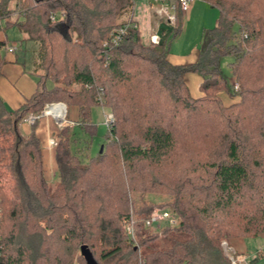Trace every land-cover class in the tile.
<instances>
[{
  "label": "trees",
  "instance_id": "trees-1",
  "mask_svg": "<svg viewBox=\"0 0 264 264\" xmlns=\"http://www.w3.org/2000/svg\"><path fill=\"white\" fill-rule=\"evenodd\" d=\"M137 1L0 0V31L17 26L23 42L40 44L45 80L16 111L0 97V166L12 181L9 192L0 184V264H77L75 247L89 264L83 245L94 264H232L224 241L264 234V0H199L219 16L187 65L170 63L167 44L183 28L180 0H167L176 23L160 20V42L147 46L137 22L122 20ZM17 9L25 16L13 22ZM124 26L121 43L104 47ZM6 47L0 40V74ZM226 57L234 58L231 86ZM189 75L202 80L197 98ZM48 103L65 104L78 123L58 133L53 183L37 122L21 130ZM96 107L114 123L92 155ZM157 209L176 224L146 228Z\"/></svg>",
  "mask_w": 264,
  "mask_h": 264
},
{
  "label": "rangeland",
  "instance_id": "rangeland-1",
  "mask_svg": "<svg viewBox=\"0 0 264 264\" xmlns=\"http://www.w3.org/2000/svg\"><path fill=\"white\" fill-rule=\"evenodd\" d=\"M151 2V0H150ZM154 6V5H153ZM151 6L149 4V0H139L135 6V18L139 20V29L141 32V43L147 46L150 45V35L152 33H156V25L158 23V16L151 18L150 13ZM16 11H24V9H17ZM14 11V12H16ZM12 12L11 14H13ZM185 16V15H184ZM219 16L218 9L214 6L206 4L202 1L195 0L192 3V8L186 13V16L183 20V28L181 33L178 36L171 34L167 38V44L169 47V52L171 55L183 58L190 55L194 50H201L204 42V33L206 30L212 29L215 27L217 19ZM131 17L130 13H126L122 20ZM10 20L14 22L16 17H10ZM4 23H2L3 26ZM24 34L17 26H11L6 30V32L0 31V40H5L8 46H16L17 51L15 54H11L3 49L2 56L5 59V64L1 69L0 74V89L1 95H3V99L6 102V108L10 111H16L20 108L22 104L14 103V94L9 91L4 85V81H6L9 77L12 79V83L15 85L17 83V78L13 75L16 74L14 67H18L19 70L24 74L27 80L30 81L32 94L28 98H30L36 90L37 83L39 78L41 82H44L43 71L38 68L41 64V56H40V44L25 41L23 42ZM16 59V60H15ZM234 60L233 57H226L222 60L221 63V73L223 78L225 79L228 86H231L234 83V78L231 74L230 68L228 64ZM7 75V78L5 76ZM198 78L191 77L188 80V85L191 89V95L193 98L198 96ZM46 89H49L53 86L51 81H46ZM236 89V88H235ZM7 97V100L5 99ZM225 97V96H224ZM229 99V98H228ZM8 100L10 102H8ZM230 101V100H229ZM11 103V104H10ZM50 104V103H48ZM63 104V103H62ZM65 105V104H64ZM66 106V105H65ZM67 108V115L65 121L69 124L61 125L60 122L55 121L52 117H42L38 122L37 126L40 127L44 119H49L51 124L48 140L54 139L57 143L58 133L63 128H75L77 127V115L74 113L75 111ZM110 110L106 108L96 107L92 111V120L96 124V135L91 138L92 146L91 153L92 155H96L97 152H100L101 146H105L106 135L108 128L105 125V117L110 114ZM34 114V113H33ZM35 115H38L35 113ZM40 115V114H39ZM22 124H26L22 122ZM72 124V125H71ZM28 125V124H27ZM1 142V140H0ZM2 145V142L0 143ZM57 146V145H56ZM55 146V147H56ZM55 147L52 149L54 150ZM47 155V150L45 151ZM101 154V153H100ZM48 180L53 183L55 178L54 170L49 169L47 172ZM0 184H4L6 186L7 191L9 192L12 187V181L9 174L5 171L4 167L0 166ZM152 198V197H151ZM162 199V198H161ZM157 196H154V200H162ZM140 204V200H138V196L135 197L134 207ZM227 243L226 246H223L225 254L229 259L240 258L243 261V264H264V234L260 235V237L254 239L251 237H239L234 238L228 241H224ZM223 242V243H224ZM222 243V244H223ZM248 245V246H247ZM246 246V249H245ZM249 248V249H248ZM74 252L77 255L75 262L78 264H85L84 260L80 257V247H75ZM79 257V258H78ZM98 259V257H96Z\"/></svg>",
  "mask_w": 264,
  "mask_h": 264
},
{
  "label": "built area",
  "instance_id": "built-area-1",
  "mask_svg": "<svg viewBox=\"0 0 264 264\" xmlns=\"http://www.w3.org/2000/svg\"><path fill=\"white\" fill-rule=\"evenodd\" d=\"M195 0H180L179 1V6L185 15L186 13L189 12V10L192 8V3ZM154 5V6H153ZM151 8L154 11V13L160 18V20H163L165 23L168 25H175L176 23V6L169 3L167 0H151ZM16 17L22 18L25 16L24 11H16L13 14L10 15V17ZM63 14L61 15H52L51 16V22H56L59 18L63 19ZM6 18H0V26H2V23H4ZM127 26H124L115 32L112 33L111 39L109 42L104 43V47H111V46H118L121 41L123 40L125 33H126ZM160 42V37L156 33H153L150 36V43L153 45H158ZM17 47L16 46H8L7 51L9 53H14L16 51ZM235 88L237 89L238 86L236 85ZM67 115V108L64 104L62 103H50L47 104L43 110V112L40 115H35V114H30L24 119V123L32 126L36 122H38L42 117H52L55 121L60 122L61 125L64 124H69L68 122L65 121ZM105 125L107 128H111V126L114 123V116L112 113L106 115L105 117ZM72 125V124H71ZM48 145L50 148H53L57 145V142L54 139H49L48 140ZM177 222V219L168 211H163V210H155L152 215L144 220V224L146 228H152L157 224H167L169 226L175 225ZM136 220L130 219L129 221L126 222L125 224V229L127 231V234L130 236V238L133 241H136L137 239V232H136ZM223 246H226L227 243L224 242L222 244ZM231 263L232 264H243L242 259L237 258H231Z\"/></svg>",
  "mask_w": 264,
  "mask_h": 264
},
{
  "label": "crops",
  "instance_id": "crops-1",
  "mask_svg": "<svg viewBox=\"0 0 264 264\" xmlns=\"http://www.w3.org/2000/svg\"><path fill=\"white\" fill-rule=\"evenodd\" d=\"M138 2V1H137ZM136 2V4H137ZM149 4L151 6V2L149 0ZM136 6V5H135ZM150 13H151V18L153 17H156V15L154 14V11L152 9H150ZM186 16V14H185ZM184 16V17H185ZM136 22L137 24H139V20L137 18H135V8H134V11L132 13V16H131ZM159 22H160V18H158V23L156 25V31H157V28L159 26ZM140 25V24H139ZM138 25V26H139ZM153 34V33H152ZM151 34V35H152ZM150 35V36H151ZM142 43H144L142 41ZM17 51V49H16ZM16 51L14 53H11V54H15ZM8 52V51H7ZM198 55H199V50H194V52H192L190 55L186 56V57H183V58H178V57H175L171 54H169V61L170 63H172L173 65H187V64H191V63H194L196 62L197 58H198ZM16 60V59H15ZM15 70V73L16 74H13L16 78H17V83L14 85L12 83V79L11 77H9L6 81H4V85L6 86V88L11 91L15 96H14V103L16 104H24L26 102V100H28L30 94H32V89H31V85L30 84V81L26 79V77L24 76V74L19 70L18 67H14L13 68ZM6 78H7V75L5 74ZM191 77H196L198 78V85L200 87V84H201V78L198 76V75H189L187 76L186 78V82L188 84V80L189 78ZM189 86V85H188ZM199 87H198V90H199ZM190 88V87H189ZM36 89H37V86H36ZM36 91V90H35ZM191 91V89H190ZM0 92H1V89H0ZM35 93V92H34ZM33 93V94H34ZM200 95V91H198V96L199 97ZM3 95H1L0 93V97L2 98V100L4 101V104L6 106V102L5 100L3 99L2 97ZM32 97V96H31ZM30 97V98H31ZM196 97V98H197ZM7 100V97L5 98ZM8 102H10L8 100ZM229 102V99L227 96L224 97V103L225 104H228ZM11 104V103H10ZM21 105V106H22ZM20 106V107H21ZM75 113V112H74ZM52 122V121H51ZM49 119H44V121L42 122L41 126L38 128V135L40 136L42 142H43V145H44V149L45 151L47 150V155H46V162L48 163V166H49V169L51 170H54L55 172V165H54V158H53V149L49 147L48 145V138H49V134L51 133L50 131V127H51V123ZM21 130L24 134H28L30 133L31 131V126L30 125H27V124H22L21 125ZM248 246V245H247ZM245 249H246V246H245ZM249 249V248H248Z\"/></svg>",
  "mask_w": 264,
  "mask_h": 264
},
{
  "label": "water",
  "instance_id": "water-1",
  "mask_svg": "<svg viewBox=\"0 0 264 264\" xmlns=\"http://www.w3.org/2000/svg\"><path fill=\"white\" fill-rule=\"evenodd\" d=\"M102 151H103V146H101L100 148V153H102ZM81 254L89 261V264H94L90 257V251L86 245H83L81 247Z\"/></svg>",
  "mask_w": 264,
  "mask_h": 264
}]
</instances>
